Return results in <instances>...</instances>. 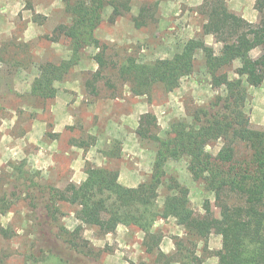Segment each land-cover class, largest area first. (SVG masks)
<instances>
[{
	"label": "rangeland",
	"instance_id": "374dc122",
	"mask_svg": "<svg viewBox=\"0 0 264 264\" xmlns=\"http://www.w3.org/2000/svg\"><path fill=\"white\" fill-rule=\"evenodd\" d=\"M115 1L125 8L120 6L119 14H114L110 6L103 10V21L95 30L100 47L85 50L79 64L55 87L56 96L62 97L72 91L66 88L67 82L81 81V106L76 110L69 107L70 112L74 110L80 116H83L82 103L90 95L125 102L122 107L114 106L112 111L116 115L109 121L98 120L101 128L93 139L81 135L78 123L73 121L72 130L63 138L77 145L83 143L80 148L84 152L76 147H59V153L52 156L55 148L47 147L45 139L52 138L54 113L60 109H53L55 98L46 101L32 98L30 85L40 64H57L69 57L68 40L62 36L53 40V30L68 25L70 20L63 0H0V197L6 196L9 205L5 213L0 212V264H180L183 256L179 242L199 258L200 264L218 262L221 234L213 231L206 241L192 239L193 246L184 226L173 216L158 219L152 226V234L160 236V241L152 252H147L152 241L134 226L120 224L113 232L102 234L97 228L79 222L74 214L76 208L65 203L59 204L56 223L48 220L45 223L25 200H14L11 194L12 168L20 164L28 173L26 177H34L37 172L35 179L62 191L85 180L82 173L85 174L86 166L106 168L118 183L134 189L150 175L156 147L151 140L137 136L140 118L147 117L151 135L164 136L170 123L189 121L193 109L205 106L216 95H224L223 88L210 87L201 54L196 55L192 74L182 78L179 87L171 92L156 86L143 96H134L130 84L120 80L116 72L129 57L143 64L170 59L192 38L202 39L218 53L222 44L205 29L204 6L209 0ZM224 2L231 13L252 24H258L264 14V0ZM97 53L105 61L101 68L93 60ZM260 53V49H254L248 57L253 60ZM239 65L236 60L224 69L230 79L236 77L234 70ZM85 83H90V87ZM263 85L264 82L247 89L243 113L252 129H264ZM75 96L78 97L77 93ZM119 113L128 118L120 117ZM127 130L135 132L136 141L128 140ZM221 146V141H214L206 150L215 154ZM88 148H91L89 156L85 154ZM236 154L238 158L246 157L249 151L238 144ZM76 158L81 160L82 168L79 161L76 166ZM137 171L142 176L139 183L134 179ZM166 172L188 189L190 208L195 215L222 216L218 197L192 181L186 159L168 161ZM158 201H162L161 193ZM59 227L66 232L60 234ZM57 235L63 236V241H72L75 251Z\"/></svg>",
	"mask_w": 264,
	"mask_h": 264
},
{
	"label": "trees",
	"instance_id": "16d2710c",
	"mask_svg": "<svg viewBox=\"0 0 264 264\" xmlns=\"http://www.w3.org/2000/svg\"><path fill=\"white\" fill-rule=\"evenodd\" d=\"M63 2L70 22L53 30V40L59 36L67 39L70 55L57 64L45 62L38 66L29 94L43 101L55 98V83L63 81L79 64L85 50L100 47L95 30L103 21L105 7L110 6L114 14H119L120 6L125 8L115 0ZM204 13L205 29L222 44L218 53L202 39L192 38L170 59L143 64L129 57L117 68L118 78L130 84L134 96H143L156 86L171 92L179 87L182 78L192 74L196 55L201 54L210 87L224 90V95H216L205 106L193 109L189 121L170 123L164 136L151 135L147 117L140 118L137 136L156 145L151 173L145 181L134 189L126 188L110 170L86 166L85 180L62 191L35 179L37 172L34 177H26L28 173L20 164L12 168L13 199L25 200L45 223H56L59 204L65 203L76 208L74 214L79 222L102 234L113 232L120 224L134 226L152 241L147 252H152L160 241V236L152 234V226L158 219L173 216L184 226L193 246L192 239L206 241L213 231L221 234L217 264H264V129L249 127L243 113L248 87L256 88L264 82V14L258 24L249 23L231 13L224 0H209ZM254 49L261 53L252 60L248 54ZM93 60L99 68L105 65L100 53ZM236 60L240 65L234 70L236 77L230 79L224 69ZM214 141H221L222 146L211 154L206 146ZM238 144L245 146L248 156L237 157ZM78 146L83 147V143ZM107 154L110 156L104 155ZM181 159H186L192 181L218 197L221 217L197 216L192 212L188 189L166 172L168 161ZM7 202L6 196L0 197L1 213L8 210ZM59 230L60 234L66 232L62 227ZM63 242L75 251L72 241ZM178 246L183 256L180 264H200L190 249L180 242Z\"/></svg>",
	"mask_w": 264,
	"mask_h": 264
},
{
	"label": "crops",
	"instance_id": "0c3cea01",
	"mask_svg": "<svg viewBox=\"0 0 264 264\" xmlns=\"http://www.w3.org/2000/svg\"><path fill=\"white\" fill-rule=\"evenodd\" d=\"M66 85L68 86L66 88H69L68 90H72V91L63 94L62 97H58V96L55 97V101L53 102V109L54 107L55 108L58 107L60 111L58 113H54L55 121L53 123V128L51 129L52 130L51 133L53 134L52 138L48 140L44 138L47 147H50V149L55 148L54 151L50 153V155L52 156H55L59 153V147H68V148L76 147L79 151L84 152L82 148H80L76 144L75 141L72 140L70 141L69 139L65 140L63 138L64 134L68 133V130H72L73 127H71V124L73 123V121H76L78 123L81 135L93 139L101 128V125L99 124L98 120L106 119L109 121L110 118H113L114 115H116L115 114L116 112L112 111V109L115 108L114 106L120 105V107H122L123 105L122 103L125 102V101H119L117 99L103 98V97L100 98L98 96L90 95V97H88V100H84L85 104L82 103V108L80 110L83 111V116H80L78 114H75L74 110L78 109V106L79 107L81 106L80 100H82L83 98V96L80 95L81 93L80 91L82 89V83L80 80H70L69 82H67ZM261 91L263 92L262 98L264 100V85ZM75 93H77L78 97L75 96ZM127 102H128L127 104L129 103L131 104V101H127ZM69 107L73 108L74 110L70 112ZM119 115H122L120 116L122 118H128L127 115L121 113H119ZM258 115L259 118L262 117L261 113H259ZM64 126L69 128H65ZM126 132L129 141L131 142L136 141L134 139L135 132L129 130H127ZM86 147H94V146L88 145ZM90 153H91V148H88L85 151V154L89 156ZM78 161L80 162L79 164L81 166V160L78 158L75 159L76 166H78ZM135 174L136 177H134V179H136V181L139 183L141 181L142 176H140V172L138 171L135 172ZM82 175L85 174L82 173ZM84 178H82V181L84 180Z\"/></svg>",
	"mask_w": 264,
	"mask_h": 264
}]
</instances>
